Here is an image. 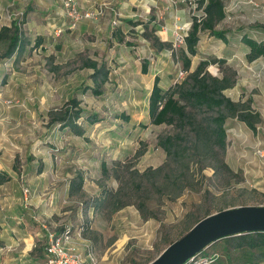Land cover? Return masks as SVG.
<instances>
[{
    "label": "rangeland",
    "instance_id": "374dc122",
    "mask_svg": "<svg viewBox=\"0 0 264 264\" xmlns=\"http://www.w3.org/2000/svg\"><path fill=\"white\" fill-rule=\"evenodd\" d=\"M163 1V6L140 10L129 2L116 8V24H112L113 12L104 11L97 20H83L74 29L62 26L66 19L59 14H48L46 1L0 2V27L18 21L22 14L19 28L26 39L20 54L0 60V171L10 176L0 184V264H45L42 223L55 229L63 225L80 229L94 249L96 264H145L207 211L264 205V55L248 62V47L241 41L242 35L264 40V29L258 26L264 24V0H224L226 17L216 29L225 31L228 42L200 31L196 54L191 56L189 71L201 60L224 59L209 63L206 70L218 77L234 70L235 84L223 93L235 101L251 96L252 108L260 113L255 134L241 121L228 119L225 124L228 145L236 133L243 147L229 163L225 154L234 172L200 169L202 158L187 154L188 163L182 161L189 169L163 191L152 185V179L137 174L163 164L166 171L175 169L158 139L176 132L191 135L188 127L180 132L173 125L149 122L151 82L158 75L160 86L167 89L186 77L180 48L192 16L202 15L194 1ZM128 21L146 22L149 29L154 26L172 49L155 50L143 38L142 24ZM55 24L62 26L61 33L54 32ZM5 48L6 42H0V54ZM87 59L109 69L100 95L83 90L92 85V70L83 66ZM144 59L149 63L146 74L140 70ZM71 98L78 99L83 109L78 119L85 130L82 136L51 120L52 113L69 105ZM88 116L96 122L90 123ZM138 151L142 154L137 156ZM103 160L109 176L102 180ZM77 174L84 181L81 190L71 195L69 184ZM100 182L116 193L117 201L134 204L115 212H111L112 200L98 204ZM180 185L186 188L170 199L168 195ZM139 200H145L158 219L143 220L135 207ZM218 251L223 255L221 248Z\"/></svg>",
    "mask_w": 264,
    "mask_h": 264
},
{
    "label": "trees",
    "instance_id": "16d2710c",
    "mask_svg": "<svg viewBox=\"0 0 264 264\" xmlns=\"http://www.w3.org/2000/svg\"><path fill=\"white\" fill-rule=\"evenodd\" d=\"M185 1H194L196 7L202 10L200 17L192 16L190 28L183 37L184 47L180 48L179 58L183 69L188 73L181 82L167 89L160 86V77L158 75L154 76L148 97V116L151 124L173 125L180 132L188 127L191 135L187 137L185 134L176 132L158 139V145L163 149L167 158L175 164V169L166 171L163 164L155 168L148 167L141 173L136 171L138 175L152 179V185L161 191L165 190L168 184L175 183V180L184 169H189L188 165L183 167L184 163L182 161L188 163V158H185L187 154L202 158L204 164L200 169L209 166L213 169L214 174L219 171L221 173H233L234 171L224 159L227 148L226 121L235 118L243 122L255 134L257 132L256 124L261 119L260 113L252 108L253 98L251 96H248L245 100L234 101L223 93L224 90L233 87L235 84L236 73L234 70L229 69L221 77L212 75L206 70L209 63H224V59L201 60L193 71H189L191 56L196 54L200 31H208L209 35L225 43L228 42V39L225 31L216 29V25L226 17L224 0ZM22 18L23 15L18 21H12L9 26L3 25L0 27V42H6V48L0 54V60L10 58L14 54H20L24 50L26 39L21 36L19 28ZM150 20H153V18ZM128 22L133 26L142 24V36L151 41L155 50L172 49L171 42L161 40L156 34L154 26L149 29L146 22ZM258 26L264 29V24ZM119 40L122 42L123 37ZM241 41L248 47L246 53L248 62L264 55V40L257 41L247 35H242ZM148 64L146 59L141 62L140 70L142 74L147 73ZM83 66L92 70L90 73L92 85L84 87L83 90H90L92 94L100 95L103 85L109 79L108 67L105 63L99 64L93 59H87ZM79 104L78 99H69V105L52 113L51 120L53 122L57 121L63 128H69L75 135H84L85 130L78 123V119L83 112ZM88 118L90 123L96 122L95 117L88 116ZM138 125L145 126L143 123H138ZM140 154H142V151L137 152V156ZM13 169L15 170L16 166H13ZM100 169L102 180L107 179L109 167L104 160L100 163ZM150 174H153V177H149ZM9 179L10 176L6 172L0 171V184ZM157 179L161 180L158 184ZM83 181L81 174L73 177L69 184V194L73 195L75 192L80 191ZM98 185L101 187V194L95 198V201L101 204L105 202V199L109 200L108 202L112 200L111 212H115L125 205L134 204L117 201L116 193L105 187L104 182H100ZM185 188L184 185H180L173 195L168 196H170V199L176 198ZM135 207L143 220L158 219L155 213L148 208L145 200H139L135 203ZM223 208H226V206L220 209ZM208 214H210L209 211L204 216ZM201 218L198 217L193 220L186 230H189ZM220 248L223 255L218 251ZM199 255L212 257L213 260L208 264H262L264 262V231L220 238L200 251Z\"/></svg>",
    "mask_w": 264,
    "mask_h": 264
},
{
    "label": "water",
    "instance_id": "95a60500",
    "mask_svg": "<svg viewBox=\"0 0 264 264\" xmlns=\"http://www.w3.org/2000/svg\"><path fill=\"white\" fill-rule=\"evenodd\" d=\"M257 231H264V205L223 208L199 219L146 264H182L220 238Z\"/></svg>",
    "mask_w": 264,
    "mask_h": 264
},
{
    "label": "built area",
    "instance_id": "2783aa9c",
    "mask_svg": "<svg viewBox=\"0 0 264 264\" xmlns=\"http://www.w3.org/2000/svg\"><path fill=\"white\" fill-rule=\"evenodd\" d=\"M1 1L2 0H0V2ZM59 1L66 19V23L62 26L69 29H74L83 20H97V18L104 13L106 8L105 5H100L98 7H92L91 9H84L81 7L79 0ZM109 11H112L114 15L112 24H116L117 17L119 16L117 11L112 8H110ZM62 26L55 27L54 32L56 34L61 33L63 30ZM179 75L182 77L183 72L179 71ZM23 194L24 199L27 200V188L23 190ZM43 227L45 230V243L43 246L45 264H88L87 261H89L90 264L97 263V257L90 243L86 245L85 253L75 246L73 237H81L80 229L74 230L70 225H63L61 229ZM212 260V257H203L197 253L182 264H208Z\"/></svg>",
    "mask_w": 264,
    "mask_h": 264
},
{
    "label": "crops",
    "instance_id": "0c3cea01",
    "mask_svg": "<svg viewBox=\"0 0 264 264\" xmlns=\"http://www.w3.org/2000/svg\"><path fill=\"white\" fill-rule=\"evenodd\" d=\"M29 1L30 0H28V2ZM41 1L42 2L46 1L47 2V4H48L47 7L48 8H46V10L47 9L49 10L48 14L56 13V14H59L58 16H60L61 18L65 19L64 12H63V9L61 7V4H60L59 0H41ZM126 1H128V2H126ZM145 1L146 0H139V1H135V2H133V0H79V3L81 5V7L84 8V9H91L95 4H96L95 5L96 7H98L100 5H105L106 6L105 12L109 11L110 8H112L113 10H116V8H118L119 6L122 7L124 5H128L129 2H132L133 5L137 6V8L139 10L142 9L143 6H146V7L148 6V8H149V6H151V5L158 7V6H163L165 4L163 0L157 1L156 3H154V0H152V1L149 0L147 2H145ZM36 10L37 9H35L34 12H36ZM160 10H161V7H160ZM60 17H59V19H61ZM55 26H58V24L53 25V27H55ZM152 83H153V81L151 82V87H152ZM230 119L237 121L235 118H230ZM227 123H228V120L226 121L225 124H227ZM241 123H243V122H240V124ZM232 124H233V126H235L234 123H232ZM238 127H239V125H238ZM233 135L230 136V140L233 142V144L231 146H229L228 143H227V148H226V160H227L228 163H229V159L230 158L232 160H234V158H237L240 155V153L242 151V148H243V147H241L242 145H241V141H240L239 136L236 133L233 134ZM227 139H228V137H227ZM43 226L48 227L47 225L42 223L41 227L43 228V230H44ZM48 228H50V227H48ZM50 229H53V228H50ZM43 236H45V230L43 232ZM73 242H74L75 246L80 251L85 253V247H86L87 244H89V243H87V240L83 239L82 237L75 236V237H73ZM87 263L90 264L89 261H87ZM262 264H264V262Z\"/></svg>",
    "mask_w": 264,
    "mask_h": 264
}]
</instances>
